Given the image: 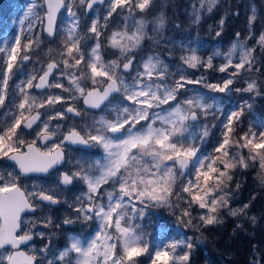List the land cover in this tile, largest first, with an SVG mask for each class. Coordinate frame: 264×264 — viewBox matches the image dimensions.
<instances>
[{
	"label": "snow or ice",
	"instance_id": "obj_1",
	"mask_svg": "<svg viewBox=\"0 0 264 264\" xmlns=\"http://www.w3.org/2000/svg\"><path fill=\"white\" fill-rule=\"evenodd\" d=\"M152 3L153 0H27L21 21L27 22V33L39 26L48 37L60 39V48L55 58L39 69L42 74L33 71L12 85L14 110L0 120V160L12 162L0 165V264H139L137 258L149 251L141 221L150 207L179 208V222L196 231L220 223L223 211L232 217L246 214L248 204L231 207L234 193L229 191L230 182L234 170L247 169L249 161H258L264 170V131L249 129L235 138L246 106L241 105L226 116V122H221L218 146L212 153L202 152L209 128L201 119L224 113L214 97L191 92L187 85L203 84L219 93L259 91L256 80L245 81L243 88L231 87L254 69L260 71L255 67L256 48L247 46V40L253 38L255 9L248 18L249 34L244 40L236 33V41L227 51L215 50L206 59L196 47L181 45V66L172 71L161 55L137 60L145 40L159 46L156 36L148 34L149 24L157 35L166 26L164 13L151 21L146 15L137 18L136 10L146 13ZM218 3L219 0H193V22L199 24L201 13H210ZM97 4L106 6L103 23L97 15L82 32L78 11L83 9L87 14ZM62 10L66 22L60 20ZM124 12L127 15L123 16L122 26L112 30L102 45L101 37L109 21L114 14ZM220 23L222 27L223 19ZM89 39L94 40L90 50L86 47ZM42 43L39 34L27 35L23 44L17 35L10 46H0V107L8 99L10 81L33 59ZM256 44L264 50V32ZM108 49L118 53L115 59H104ZM52 53L49 48L45 55L51 57ZM168 54L174 55L172 51ZM216 58L222 61L218 68L213 64ZM184 66L218 70L227 78L222 83H207L204 76L190 79ZM230 68L233 71L229 72ZM50 89H60L68 95L49 94ZM80 101L82 107L78 108ZM91 110L98 113L79 130L72 125L65 131L63 125L51 123L67 119L69 114L83 118ZM26 129L35 131L31 142L23 138ZM38 142L43 143V148ZM67 145L98 147L103 155L96 159L74 158L72 168L58 173L51 184L21 183V177L49 174L63 164ZM9 167L12 170L6 171ZM76 182L86 190L70 207L77 220L95 222L93 232L84 239L68 237L62 249L54 250L49 238L42 247H33L31 253L23 250L22 246L28 247L34 235L42 240L48 235L33 231L38 224L45 229L53 226L51 217L35 214L61 203V194ZM193 206L205 211L193 217ZM195 219L199 223H193ZM73 222L70 218L64 220L65 224ZM194 247L192 237L173 240L155 248L151 264H188ZM178 249L182 254L177 253Z\"/></svg>",
	"mask_w": 264,
	"mask_h": 264
},
{
	"label": "trees",
	"instance_id": "obj_2",
	"mask_svg": "<svg viewBox=\"0 0 264 264\" xmlns=\"http://www.w3.org/2000/svg\"><path fill=\"white\" fill-rule=\"evenodd\" d=\"M242 2H247V4H249V16L252 15V10L255 9L256 21L251 28L253 38L247 40V46L256 48L254 55L257 59V64L255 67L259 68L260 71L257 72L254 69L252 73L243 76L239 82L231 87L243 88L246 87L245 81L256 80L259 86V91L251 93H238L235 91L219 93L210 91L204 87L203 84H196V89H198L200 93L207 96V98L218 96L222 104L233 109L232 111H237L241 105H246L244 114L236 128L237 136L235 138L248 132L249 129L257 133L264 131V127H261V125H264V50H261L256 44L257 38L262 32H264V0H220L216 5L217 7L212 10L211 16L207 18V20L210 19L213 21L207 27L209 28L207 30L208 36L203 34L205 31L204 28L195 27L199 32L198 38L200 40L197 44H193V47H196L198 53L205 59L215 50L227 51L236 41V39L235 41H232V37H225L227 36L225 31L229 30L231 26V18H229L230 10L232 9V6L238 7ZM154 3H156V0H153V3L149 6L146 12L151 9ZM218 10L223 12L220 14ZM233 16L234 14L232 17ZM222 19L224 23L221 27L220 22ZM205 21L200 20L199 23L203 24ZM217 32H220V34L223 32L224 35H222L227 41H222L221 39H216L215 41V39L212 40V38H209L210 35L215 36ZM37 34H39L41 38L43 37L42 35H44L39 26L34 29L33 37ZM246 36H242L241 34L240 39L244 40ZM199 42L205 43L201 46V44H198ZM23 43L24 39L22 41V44ZM219 43L222 44L219 45ZM46 46L47 43L44 42V47ZM40 51L41 47L36 50L37 54H39ZM139 55L140 53L138 52L137 57ZM44 57H46V55ZM48 57L49 56H47L46 60ZM221 63L222 61L220 58H216L213 61V64L216 67ZM194 71L197 72L194 79H199L201 76H204L207 83H222V81L227 78L226 73H220L218 70H205L199 68L194 69ZM231 71H233V69L230 68L229 72ZM32 72L33 71H29L27 73L24 71L23 74L16 75V78L22 79ZM222 121L226 122L225 116L222 119H219L217 124L215 123V127L211 128V132H209L206 142L201 146L202 152L212 153L214 148L218 146V143L221 140V131L223 130ZM244 154L247 156V150H244ZM249 165L250 166L247 169L237 167L234 170L233 179L230 182L229 187V191L234 193L231 197L232 208L242 207L244 204L249 205L245 215L232 217L228 215L227 211H223L219 216L220 223L209 225L207 227L202 226L199 231H196L191 227H185L179 222V208H148L147 215L143 221H141V225L146 234L145 240L148 241L149 251L144 254V260L139 261L137 258L139 264H151V259L154 256L156 248L153 238H159V242H163L166 246L173 240L183 237H192L195 244L188 264H223L222 259L228 258L226 252H229L232 255L231 257L229 256L228 264H253L255 260H259L261 261V264H264V260H261V255L264 254V237L261 239L254 237V235L258 234L260 229L264 228V212H262L260 208L263 207L264 209V182L261 181V177H264V170L260 169L258 161L255 163L249 161ZM237 185H239L238 189L236 187ZM182 206L186 207V205ZM191 211L192 216L198 218V216L205 210L193 206ZM253 217L255 218L254 220ZM147 218L149 219L147 220ZM193 223H199L198 219H195ZM230 226L234 227L236 233L238 231L239 235L242 237L241 239H236L233 234L227 232ZM230 236L233 239L228 244L227 238H230ZM245 236L247 237L245 238ZM177 253L182 254L179 249L177 250ZM157 264H162V261H158Z\"/></svg>",
	"mask_w": 264,
	"mask_h": 264
},
{
	"label": "rangeland",
	"instance_id": "obj_3",
	"mask_svg": "<svg viewBox=\"0 0 264 264\" xmlns=\"http://www.w3.org/2000/svg\"><path fill=\"white\" fill-rule=\"evenodd\" d=\"M18 0H0V46H10L13 42H14V38L17 35L21 36V43L24 39V43L26 42V36L27 35H33V32L31 34L27 33V22L25 23H21V21L24 20L23 17V11L25 10V5L27 0H19V3H16ZM220 1V0H219ZM192 3L193 0H156V3L153 4V6L151 7V9L146 12V13H140L139 10H136V16L137 18H139L141 15H146L147 19L149 21L153 20L156 16L160 15V13H164L165 19H166V26L162 32V34L157 35L156 33H154L152 31L153 25L150 23L149 27H148V34L150 36H156V39H158L160 41L159 46H157L152 40H145L143 42L142 48L138 51L140 53V55L137 57V60H141L143 58H146L148 55H153V54H157V55H161V58L165 60V62H167L170 66H171V70L172 71H176V68L181 66V61L179 60V56L181 54L180 52V46L181 45H191L193 47V44H197V42L200 40L198 38L199 36V32L195 27H200V28H204V32L203 34L208 36L207 34V30L209 28H207L213 21L212 20H207V18L209 16H211V12H207L204 11L201 13V20L205 21L203 24L199 23L193 24V20L191 18V13H192ZM217 6H215L213 8V10L216 8ZM120 10L118 9V12ZM219 11V10H218ZM220 14L223 11H219ZM238 13V15H237ZM106 14V6L104 5H95L94 10L91 12H88L87 14H84L83 9H80L78 11V15L81 16V31H86V29L88 27H90L91 25V20L99 15L101 18V23H103V16ZM234 14V16L232 17V15ZM127 12H124L122 15L118 16L116 14H114L113 18L109 21V25L107 30L105 31L104 36L101 37L102 40V45L106 44V39L105 37L107 35H110L111 31L116 29L118 26H122V19L123 16H126ZM229 18H231L230 21V29L225 31V34L227 36H225L226 38L228 37H232V41H235L236 39V33H240L242 34V36H246L249 34V26H248V18H249V4H247V2H242L239 4L238 7H234L232 6V9L230 10V16ZM60 20L66 22V13L64 12V10L61 12V16H60ZM22 29H23V33H22ZM10 31H12L13 33L11 34ZM224 32V31H223ZM223 32L217 36H213L210 35L209 38H212V40L215 39H221L222 41H227L226 39H224L225 37H223ZM223 34V35H222ZM90 35V34H89ZM43 37L41 38L42 41L44 40V42L47 43V46L44 47V42L40 45L41 47V51L39 52V54H37V52L34 54L33 59L29 62H27L23 68L20 70V72L17 73V76L20 74H23L24 71H26L27 73L29 71H37L38 74H40L41 72H39V69H41V67H46L47 63L50 61L51 58H55V53L56 50L60 48V43H59V38L57 37H52L49 38L47 35H42ZM230 40V39H229ZM220 42V41H219ZM51 43V44H50ZM205 42H199L198 44H201V46L204 44ZM94 44V40L89 39L87 42V49L90 50L91 46H93ZM173 44L176 45L175 48H173ZM222 43H219V45H221ZM49 48L53 49V53L51 55V57H48V59L46 60L47 56H45L46 53H48ZM169 51H172L174 53V55L170 56L168 53ZM137 52V53H138ZM116 55H118V53H113V50L108 49L106 52H104V59L107 61L109 59H115ZM137 55V54H136ZM38 58V59H37ZM219 66V65H218ZM217 66V68H218ZM185 68V73L186 75L190 78V79H194L195 75L197 72L194 71V69L191 68H187L186 66H184ZM178 78V77H177ZM20 78H16V76L14 77V79L12 81H10V90H9V96L8 99L5 101V105L3 107H0V120H3L5 118V113H7L10 109L14 110V106L12 104V100H13V96H12V85L17 82ZM53 79V78H51ZM66 86H67V81L64 80L62 81ZM187 88L191 90V92H198V89L196 84H192V85H187ZM49 94H60V95H64L67 96V93H62L60 89H50L48 90ZM191 92L189 94H191ZM33 93H37L34 89H33ZM202 94V93H200ZM209 102H211V100H209ZM215 103L220 107V109L222 110V112L224 113L223 115H220L219 113L217 114L216 118H213V116H208L207 119H203V123L207 124L208 128H209V132H211V128L215 127V123L217 124V121L219 119H222L224 116L226 117L228 115L229 112L232 111V109H230L229 107L224 106L221 101L219 99H217L215 101ZM57 109L60 108V105L56 106ZM65 107H67V104H65ZM77 107L80 108L82 107V101H80L77 104ZM41 112H44V109L40 110ZM98 111H89V113L84 116L83 118L80 117V119H76L74 116L69 115V117L67 119L64 120H53L51 123L53 125L59 123L61 125L64 126L63 130H67V128L69 126L75 125L77 127V129L79 130L85 123H91L93 116L95 114H97ZM23 138L25 140H27L28 142H31L33 139H35V131L31 130V131H24V136ZM56 142H59L58 140ZM51 143V142H50ZM49 143V146H50ZM39 145V142H38ZM74 149V148H73ZM70 152H74L73 155L71 154L70 156V161H72V164L70 167H72V165L75 163V159H79L81 157L87 156L88 158H92V156H90L89 154H84V153H80L78 154V150L72 151L70 150ZM103 155V150L101 153V156ZM101 156L97 157L100 158ZM75 158V159H74ZM96 159V158H94ZM12 162L10 161H5V160H0V165L3 164H11ZM68 161L60 168H64L67 165ZM6 171H11L12 169L6 168ZM74 170V169H73ZM58 174L54 172L49 174L48 179H40V177L38 176H28V177H22V184L25 186H31L33 183H53L56 179H57ZM43 216H48L47 212H45L43 214ZM149 218H147L148 220ZM93 223L92 225V230L90 232H88L84 238L88 237L93 230L96 227V224L94 221H91ZM90 225V226H91ZM34 232H39V231H43L45 233H50L47 232L43 229V225L42 224H38L37 228L33 230ZM236 231V230H235ZM238 233V231H237ZM51 234L46 235V237H49ZM35 236V235H34ZM70 236H79V232H70L68 233V237ZM36 241H41V238L39 236H35ZM80 237V236H79ZM154 239V244L156 245V247L158 246H165L163 242H159V238H153ZM233 238H227V243L229 244V242H231ZM146 241V240H145ZM148 243V241H146ZM41 244H44L43 242H41ZM39 248V243H34L30 246H28L27 248H25V250H27L26 252H30L32 248ZM53 249H62V248H57V246L55 244H52ZM228 254V258L222 259L223 264H228V260L229 258L232 256L231 253L226 252ZM230 256V257H229ZM145 255H142L141 257H139V261L140 260H144ZM232 262V261H231ZM232 264V263H230Z\"/></svg>",
	"mask_w": 264,
	"mask_h": 264
},
{
	"label": "flooded vegetation",
	"instance_id": "obj_4",
	"mask_svg": "<svg viewBox=\"0 0 264 264\" xmlns=\"http://www.w3.org/2000/svg\"><path fill=\"white\" fill-rule=\"evenodd\" d=\"M76 119L79 120L80 117H78ZM28 131H31V130H28ZM38 146L43 148L44 145L41 144V142H39ZM70 150H72V151L78 150V154H80V153L89 154L90 153L89 155L92 156V158H90V159L97 158V157L101 156V153H102V149H100L98 147H93V148L88 149V148H85L84 146L72 147V146L67 145L64 149L65 155H66V162L68 161L67 165L64 168H57V169L53 170L52 172L55 171V173L58 174L60 172L67 171V170L72 168V167H70L72 164V161H70V156H71V154L73 155L74 152H70ZM52 172H50V173H52ZM49 174L42 175L39 177H40V179H48V178H50ZM22 179L23 178L21 177V181H22ZM48 184H51V183H48ZM85 190H86V188L83 184L76 182V183H74V185L70 186L68 190H66L65 192H63L61 194V196H60L61 203L51 205L50 207H45L43 214L45 212H47L48 216L51 217V219L53 221V226L49 227L47 229H45L43 227V229L47 232H50L48 234H51V235L49 237H45V239H43V240L41 239V241H36L37 237L34 236L33 240L31 242H29V246L34 244V243H39V248H40L44 244L48 243V240L50 238L51 243L55 244L57 246V248H63L65 246V244L67 243L68 233H70V232L75 233V231L78 230L79 226L83 223L85 224V222L88 224L87 227L88 228L90 227V229L88 231V232H90L93 228L92 227L93 223L91 221H84L83 218H80L77 220L76 219V213L74 212L73 207H70V205H73L75 203V198L77 196L81 195V193ZM43 214H41L38 211L35 215L41 216ZM66 218H70L74 222L71 224H65L64 220ZM57 225H58V227H57ZM80 238L84 239V236L80 237ZM41 242H43L44 244H41ZM22 248H23V250H25V248H27V247L22 246ZM25 251H27V250H25Z\"/></svg>",
	"mask_w": 264,
	"mask_h": 264
},
{
	"label": "bare ground",
	"instance_id": "obj_5",
	"mask_svg": "<svg viewBox=\"0 0 264 264\" xmlns=\"http://www.w3.org/2000/svg\"><path fill=\"white\" fill-rule=\"evenodd\" d=\"M37 72V71H36ZM38 73V72H37ZM35 90V89H34ZM36 91V90H35ZM37 92V91H36ZM204 95V94H203ZM206 98H207V96H205ZM214 98H215V101L217 100V99H219L220 100V98L218 97V96H213ZM212 98V97H211ZM221 101V100H220ZM222 103V102H221ZM233 110V109H232ZM76 118H78V117H76ZM201 123L202 124H204L203 123V119H201ZM35 127V126H34ZM25 131H28V130H25ZM66 163V159H65V162L63 163V164H61L60 166H58L57 168H60V167H62L64 164ZM56 168V169H57ZM53 170H51V172H52ZM261 208V211L262 212H264V209H263V207H260ZM87 223L85 222V224L83 223V224H81L80 226H79V228H78V230H76L75 232L77 233V232H79V236L80 237H83V236H85L87 233H88V231H89V229H90V227L88 228L87 227ZM261 230V231H260ZM259 231H258V234H256V235H254V237H256V238H259V239H261L262 237H264V228L263 229H260ZM227 232L229 233V234H233L235 237H236V239H241L242 237L239 235V233H236L235 232V229H234V227H229V230H227ZM247 236H245V238H246ZM31 242V241H30Z\"/></svg>",
	"mask_w": 264,
	"mask_h": 264
},
{
	"label": "water",
	"instance_id": "obj_6",
	"mask_svg": "<svg viewBox=\"0 0 264 264\" xmlns=\"http://www.w3.org/2000/svg\"><path fill=\"white\" fill-rule=\"evenodd\" d=\"M99 5V4H98ZM37 91V90H36ZM27 130V129H26ZM41 144H43V143H41ZM71 146H73V147H80V146H82V145H71ZM58 166H60V165H58ZM57 166V167H58ZM32 175H36V176H38V175H45V174H31L30 176H32Z\"/></svg>",
	"mask_w": 264,
	"mask_h": 264
}]
</instances>
